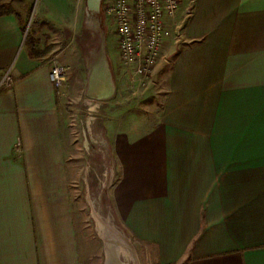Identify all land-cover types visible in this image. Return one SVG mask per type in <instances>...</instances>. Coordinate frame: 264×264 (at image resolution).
Returning <instances> with one entry per match:
<instances>
[{"label": "crops", "instance_id": "crops-1", "mask_svg": "<svg viewBox=\"0 0 264 264\" xmlns=\"http://www.w3.org/2000/svg\"><path fill=\"white\" fill-rule=\"evenodd\" d=\"M0 4V82L8 72L14 79L0 90V264H84L76 187L90 191L95 173L79 161L102 156L109 142L118 177L108 198L128 241L150 247L153 262L264 264V0H181L153 74L166 89L157 124L109 136L93 135L91 112L103 100L87 96L93 65L106 55L112 67L105 45L86 58L81 124L69 118L59 57L61 95L49 79L59 39L74 37L71 1ZM121 66L127 75L112 67L106 99L116 98L115 109L124 79L141 90Z\"/></svg>", "mask_w": 264, "mask_h": 264}, {"label": "rangeland", "instance_id": "rangeland-1", "mask_svg": "<svg viewBox=\"0 0 264 264\" xmlns=\"http://www.w3.org/2000/svg\"><path fill=\"white\" fill-rule=\"evenodd\" d=\"M70 1L73 14L69 24L76 26L73 30L74 35L70 31V37L72 35L74 37L67 41L63 40L64 42L59 39L61 43L57 44L52 55L58 56L67 70L68 85L72 93L68 98L69 106H71L68 110L69 118L71 117L75 122L78 121L81 124V120L88 116L84 105L87 100L88 69L85 67L86 58L88 59V56L92 57L100 47L105 45L116 75L125 77L127 72L121 66L114 20L111 17L106 18L104 33L92 18L91 21H87L85 16L87 0ZM156 78L157 76L150 78L145 85L141 86L139 93L135 94L130 83L124 79V92L119 96L124 104L121 108L122 111L120 108H114L116 98L106 100L107 103L103 102L104 100L99 102L100 108L91 112V117L95 116L96 118L93 125H91L93 135H101L104 131H107V136H109L117 130L140 135L155 126L162 106V96L166 90L161 81ZM76 127V133L79 134V127ZM80 129V141L83 142L84 134L82 128ZM110 145L109 142V146H107V150L102 156H96L91 152L92 156L90 158L84 156L79 161L80 167L81 165L91 164L95 173L88 175L87 178L91 186L90 191L85 189L84 184L80 181L76 187V216L77 221L80 222L78 223L80 234L85 236L87 244L84 243L87 246L86 248L82 244L81 249H86L85 251L88 252L84 255V264H158L147 256V252L151 250L150 247L142 245L139 247L128 241L123 227L115 217L114 206L108 198L107 191L116 182L118 166ZM93 146L94 144L91 143V147ZM92 213L101 227L100 233L104 239L96 234ZM111 216L115 218V222L110 220ZM87 257L88 263L85 262Z\"/></svg>", "mask_w": 264, "mask_h": 264}, {"label": "built area", "instance_id": "built-area-1", "mask_svg": "<svg viewBox=\"0 0 264 264\" xmlns=\"http://www.w3.org/2000/svg\"><path fill=\"white\" fill-rule=\"evenodd\" d=\"M181 0H103L102 12L115 23L117 50L121 64L131 70L132 80L143 86L153 76L162 57L166 40L171 36L168 19L176 16ZM59 95L66 82V71L58 56L51 58L49 74ZM14 79L8 72L0 90ZM171 264V263H167Z\"/></svg>", "mask_w": 264, "mask_h": 264}, {"label": "water", "instance_id": "water-1", "mask_svg": "<svg viewBox=\"0 0 264 264\" xmlns=\"http://www.w3.org/2000/svg\"><path fill=\"white\" fill-rule=\"evenodd\" d=\"M102 0H87V14L90 18L102 17ZM115 92V78L110 61L106 55L92 67L88 81L87 96L93 100H106Z\"/></svg>", "mask_w": 264, "mask_h": 264}, {"label": "trees", "instance_id": "trees-1", "mask_svg": "<svg viewBox=\"0 0 264 264\" xmlns=\"http://www.w3.org/2000/svg\"><path fill=\"white\" fill-rule=\"evenodd\" d=\"M6 13H7L6 8L0 4V15L6 14ZM27 42L32 47V49H31L32 54L39 55L40 52L38 51L37 47H35V45L33 44L34 40L32 39L31 36L29 37V34L27 35Z\"/></svg>", "mask_w": 264, "mask_h": 264}, {"label": "flooded vegetation", "instance_id": "flooded-vegetation-1", "mask_svg": "<svg viewBox=\"0 0 264 264\" xmlns=\"http://www.w3.org/2000/svg\"><path fill=\"white\" fill-rule=\"evenodd\" d=\"M103 2V0H102ZM101 12H102V5H101ZM93 21L95 20V23L96 25L98 26V28L102 31L105 32V17L103 15V12H102V17L99 19V18H96V19H92Z\"/></svg>", "mask_w": 264, "mask_h": 264}]
</instances>
